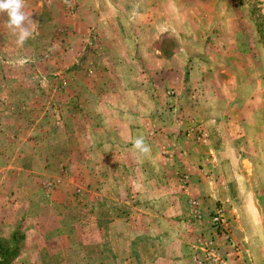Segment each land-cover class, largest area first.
<instances>
[{"label": "rangeland", "instance_id": "1", "mask_svg": "<svg viewBox=\"0 0 264 264\" xmlns=\"http://www.w3.org/2000/svg\"><path fill=\"white\" fill-rule=\"evenodd\" d=\"M186 2L0 13V264H264V13Z\"/></svg>", "mask_w": 264, "mask_h": 264}, {"label": "clouds", "instance_id": "2", "mask_svg": "<svg viewBox=\"0 0 264 264\" xmlns=\"http://www.w3.org/2000/svg\"><path fill=\"white\" fill-rule=\"evenodd\" d=\"M25 5L26 0H0V13L6 14L7 27L16 35V43L19 46H23L32 36L37 23L32 19V13L24 10ZM133 147L141 154H148L151 151L143 136L133 141Z\"/></svg>", "mask_w": 264, "mask_h": 264}, {"label": "crops", "instance_id": "3", "mask_svg": "<svg viewBox=\"0 0 264 264\" xmlns=\"http://www.w3.org/2000/svg\"><path fill=\"white\" fill-rule=\"evenodd\" d=\"M186 1L187 0H176L173 6L175 8L174 12L180 13L182 15L183 9L186 8V5H187ZM169 3L172 5V2L170 0H169ZM132 4H135L132 9V13L135 18H137L138 15H145V16H147L148 14L152 15L148 19V24L146 25H158L157 23L154 22V19H153L156 13H161L163 15L164 21L160 25H165L167 29L172 30L174 27L173 24H176V22L174 21V17H173L174 12L167 10L168 9L167 7L169 6L168 0H163L160 4H158L156 0H133ZM130 10L131 9L126 8L124 9V12L127 13Z\"/></svg>", "mask_w": 264, "mask_h": 264}, {"label": "built area", "instance_id": "4", "mask_svg": "<svg viewBox=\"0 0 264 264\" xmlns=\"http://www.w3.org/2000/svg\"><path fill=\"white\" fill-rule=\"evenodd\" d=\"M258 4L262 12L264 13V0H258Z\"/></svg>", "mask_w": 264, "mask_h": 264}]
</instances>
